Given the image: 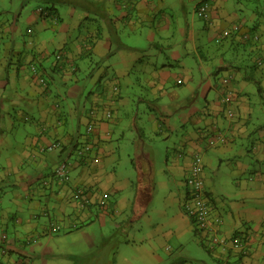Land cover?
Wrapping results in <instances>:
<instances>
[{"label":"crops","instance_id":"0c3cea01","mask_svg":"<svg viewBox=\"0 0 264 264\" xmlns=\"http://www.w3.org/2000/svg\"><path fill=\"white\" fill-rule=\"evenodd\" d=\"M42 1L56 7L59 14L57 21L49 19L55 30L52 35L48 36V31L44 28L43 31L28 29L27 40L21 48L14 43L18 41V35L24 37L16 24L19 20L15 18L13 27L0 20V264L52 262L49 251L55 250L53 247L59 244V238L52 237L51 232L57 231H51L49 225L42 224L34 210L47 214L50 219L55 218L53 220L60 225L61 230L78 229L92 223L95 217L103 222L104 212L115 214L120 211L117 201L108 204L109 201L104 197L108 192L100 196L98 192L101 189L94 185L95 178L88 169L92 167L94 175H99L103 170L98 164V152L103 147V140L109 135L108 121L98 115L88 137L79 128L82 124L87 126L89 121L85 109L81 108L84 88L79 73L86 67L88 70L93 68L91 63L97 62L94 59L96 55L114 53L113 43L109 41L107 44L103 38L110 27L107 20L114 23V34L119 40L118 50L124 48L132 53V57L123 59L124 66L120 70L107 65L105 71L103 67H99L92 74H97L98 80L92 89L94 93L90 91L91 95L88 93L85 96L84 108L87 102L93 104L95 101L103 108L109 103L113 109H119L116 100L120 103L125 101L122 85L127 87V84L123 81L127 79L134 85L133 70L136 64L143 61V65L138 66L137 74L144 79V92L154 94L152 100L161 101L157 105L164 111L177 107L173 110L181 113L180 109H186L181 115L174 112L171 118L168 117L170 115H165L168 114L166 112L160 113L162 119L153 121L155 124L168 120L172 144L166 150V163L170 165L173 178L179 177L178 175L183 177V183L180 181L183 184L179 199L181 213L174 215L179 235L192 224L182 209L186 191L184 181L194 154L200 152L204 166L210 167L214 173V177L206 181L205 186L214 213L223 218L221 232L227 236L248 237V243L244 247L246 254L230 249L215 251V255L220 254V264L224 260L229 264H264V124L255 123L257 114L251 98L258 93L264 100V0H216L212 22L205 23L204 40H201L203 37L196 38L195 28L189 21L187 27L175 24L182 37L177 38L176 31H172L170 16L163 11L164 0H109L106 4L102 0ZM197 1L196 10L201 0ZM61 6H67L62 18ZM40 7L43 6L39 5L33 11L31 21L44 18L40 15ZM234 25L241 26L243 32L251 30V33L259 34L260 42L256 46H246L236 35L225 37V30H232ZM121 26L129 33L147 35L148 47H136L121 41L118 34ZM76 29H79V39H74L70 45L66 44V38L75 33ZM96 33H101V37L90 46L89 36H95ZM103 41L106 50L101 49ZM168 48L170 57L166 54ZM182 51L187 55H194L195 68L186 59L183 60ZM87 52L91 53L85 57ZM60 56L63 58L62 62L57 60ZM142 56L148 60H142ZM259 59L263 60V65L253 69L250 61ZM171 60L180 69L176 74L170 70L175 65ZM55 62L63 69H57ZM33 63L38 65L36 75L31 70ZM74 65L77 72L72 73L70 70ZM228 75L232 79L226 85L223 78ZM40 77L47 78L48 82L40 83ZM116 82L120 86V92L117 98L113 97V102L112 97L109 98V91ZM56 90L59 92L52 100ZM230 91L231 103L227 105L223 102V97ZM200 95L204 102L197 106L195 101ZM139 100L146 101L149 98L142 94ZM72 101H76L78 105ZM41 105L44 109L36 112ZM31 107L32 113H29ZM227 107L232 108V116L225 112ZM137 117L138 112L133 116L135 125ZM17 120L25 125H18ZM114 122H118L116 114ZM27 124H30V128ZM159 126L163 127L161 124ZM34 128L37 136L28 135L21 141L15 139L17 136L6 134ZM171 128L176 134L171 132ZM204 130L225 133L226 142L213 148L208 147ZM245 137L251 139V145L247 148L251 158L247 163L228 155L233 151L236 141ZM87 138L96 146L90 159L85 162L76 157L73 159V146ZM12 147L15 150L17 147V151L9 152ZM62 157L71 160L74 170L73 177L70 176L66 182H60L54 176ZM216 160L217 172L214 171ZM226 168L231 172L227 178L229 176L228 180L236 188L235 192L229 193L230 197L219 194L216 182L220 171L227 172ZM206 177L204 171V179ZM70 181L73 184H69ZM78 187H82L84 195L90 198L85 207H81L80 200L73 197ZM109 195L111 197V193ZM220 196L223 198L219 201ZM8 198L17 205L14 210L16 214L6 205L5 200ZM26 206L29 208L27 213L24 212ZM22 208L24 209L20 214ZM148 242V246L143 245L146 263L160 261L157 252L160 245L156 241ZM216 258L210 256L214 261Z\"/></svg>","mask_w":264,"mask_h":264},{"label":"rangeland","instance_id":"374dc122","mask_svg":"<svg viewBox=\"0 0 264 264\" xmlns=\"http://www.w3.org/2000/svg\"><path fill=\"white\" fill-rule=\"evenodd\" d=\"M102 2L106 4L109 0H102ZM197 2V0H164L163 11L167 12L170 16L173 26L172 31H176L177 38L181 39L182 37L178 33L179 29L176 30L175 24L187 27V22L189 21L195 28L194 34L196 38L200 37L201 39L203 37L201 40H204L206 36L205 23L207 21L196 10ZM39 5L43 7L51 6L42 0H0V20H3L11 27L15 26V18L19 20L16 24L21 29L24 37L18 35V38H16L18 41L14 43L21 46V48L24 47V41L27 40L28 29L32 28L36 31H43L42 28H44L48 31V36L52 35L55 31L52 28L54 26L52 25L53 22L48 18H38L37 21H31L33 11ZM59 8L62 18L65 16L63 11L66 12L67 6H61ZM44 19L48 22L46 23ZM107 22L110 23V27L105 32L103 38L107 41V44L109 41L113 43L114 53L109 55L106 53L96 55L94 59L97 62L94 61L91 63L94 69L91 68L88 70L86 67L85 70L82 69L79 73L81 85L84 88V95L81 98V102L83 103H86L84 101L85 96L96 85L95 82L98 80L97 74L93 76L92 74L99 67H103V71H105L107 65L115 70H120L124 66L123 59L132 57V53L124 50V48L118 50L119 40L114 34V23L111 20H107ZM161 30L165 31V29ZM78 31L79 29H76L74 31L75 33L70 34L66 38V44L70 45L74 39L79 37L77 35ZM118 34L120 40L129 45L142 48L148 47L149 39L145 34L138 35L129 33L122 26L118 28ZM169 40L173 41L172 38ZM160 43L162 45L164 44L163 42ZM100 46H102L101 49H107L105 48L106 44L104 41ZM152 48L156 50L155 47ZM53 49L52 47L51 50ZM169 51L170 48L166 50V54L170 57ZM55 53L57 54V52ZM181 53H183V60L186 59L191 64L190 66L195 68L194 55H187L185 51ZM142 60L146 61L148 59L142 56ZM171 61L175 65L170 70L176 74L180 69L176 62ZM58 65V69H62L61 65ZM140 65H143V61L142 63L139 62V64H136V68L132 73L134 85L130 84L127 79L123 81V83L127 84V87L126 85H122V94L125 101L120 103L118 102L119 100H116V104L120 108L113 109L112 105L110 106V110H112L114 115L111 118L112 120H106L108 121L107 124H109V135L103 140V147H100L98 152L100 157L98 164L103 167V170L99 175H94L95 170L92 167H87L89 173L95 178L94 185L101 189L98 192L100 196L102 197L103 194H106L105 192H108L104 196L107 202L109 201L108 204L117 201L120 211L115 214L104 212L103 222H101V219L95 217L92 223L78 227L81 230L66 228L64 230L58 229L57 232L50 231L53 234L52 237L59 238V244H55L53 247L55 250L49 251L52 262L48 264H147L143 245L144 247L148 246L149 240L156 241L160 245V249L157 251L160 261L155 260L152 264H158L160 262V264H217L216 261L210 259V253L207 252L202 244L201 234L195 233V228L192 224H189L187 230L180 236V231L174 223V215L181 213L179 199L181 197L180 191L183 187L180 181H183V177L178 175L179 177L173 178L170 172V165L166 163V150L172 144L169 138L172 133L169 132L168 120H163V122L159 121V123L157 122L155 124L153 121L157 119L161 120L162 116L160 113L164 112L168 113L165 115H170L168 117L171 118L174 112H177L173 109L177 107H171L167 111H164L157 105V103H162L161 101L152 100L155 96L154 94H151L149 91L144 92L143 88L146 87L144 79L137 74L138 66ZM50 73L55 75L52 72ZM45 82H48L47 78ZM57 92L59 91H54V96L51 97L52 100L57 96ZM142 94L148 97L149 100L140 101L139 97ZM201 95L195 101V105L197 106L202 105L204 102ZM251 98L254 102L255 113L257 114L255 123L264 124V100L261 99L258 93ZM112 101L114 102V99ZM72 102L78 105L76 101ZM83 103L81 108L85 109L84 111L87 113L91 109V105L87 102L84 108ZM32 109L31 107L28 112L32 113ZM42 109H44L43 105L36 112L39 113ZM180 111L181 113H185L186 109H180ZM136 112H138L136 119L137 127L133 121V116ZM181 113L178 114L181 115ZM115 114L118 117V122H114ZM167 116L165 117L166 119L168 118ZM19 123H21L20 120H17L18 125ZM23 124L24 122L21 123V125ZM160 124L163 127L159 126ZM27 125L30 128V124ZM79 128H81V132H86L87 130L85 124L80 125ZM171 132L175 133L173 128H171ZM6 134L17 136L15 139L21 141L24 138L26 139L28 135L29 137L37 136L38 133L34 128L30 131L19 133L13 131L12 133L6 132ZM250 145V138L238 139L233 145V151L228 154L229 157H236V160L247 163L249 158H251L247 150ZM14 150V147L9 148V152ZM16 151L17 147L14 152ZM75 157L76 155L73 154L72 158L75 159ZM65 160H68V158L65 159L62 157L60 159L61 162ZM227 162L228 160L225 161L226 164ZM217 166L218 161L216 160V167L214 168L216 172L218 170ZM150 170L151 173H148ZM228 170L227 172L220 171L221 174L216 177V182L219 194H226L230 197L231 195L229 193L235 192L236 188L228 180L229 176L227 178V175L231 173ZM73 171V168L70 167L71 177H73ZM204 171L207 176L204 182L214 177V173L210 167H205ZM69 184H73V182L70 181ZM171 192L175 193L171 194ZM172 198L175 199L172 200ZM222 198L220 196L218 200L220 201ZM228 199L227 204L229 203ZM13 202L9 198L5 200L6 205L13 210L11 212L16 214L14 210L17 205ZM23 209L20 210V214L23 212ZM28 211V207L24 209L25 213ZM34 214H36L42 224L50 226L52 222H55L53 220L55 218L50 219L47 217V214L40 213L39 210H34ZM225 261L222 264H229Z\"/></svg>","mask_w":264,"mask_h":264},{"label":"built area","instance_id":"2783aa9c","mask_svg":"<svg viewBox=\"0 0 264 264\" xmlns=\"http://www.w3.org/2000/svg\"><path fill=\"white\" fill-rule=\"evenodd\" d=\"M215 1L216 0H201L197 7L199 15H201L208 23L212 22V12ZM234 29L239 30V26L234 25ZM228 34L229 30H225L224 36ZM244 37L246 38L247 34H245ZM254 37L255 39H258L260 35L255 34ZM32 71L34 75L37 73L34 65L32 66ZM39 80L40 83L45 82L42 77H40ZM118 92L119 85L114 83L110 90V96ZM231 96V91L225 94L223 102L229 105L231 103ZM225 111L229 116L233 115L231 107H227ZM87 115L89 118L86 126L87 137L94 129L95 119L98 115L102 119L105 117L104 119L106 120L113 117V113L108 107V104L103 108L99 103L91 106ZM208 143L212 145L214 141L210 140ZM95 148V144L92 141H89V138L83 142H78L75 148L76 158L82 161H88ZM71 165L72 162L70 159L61 162L55 170V177L61 182L69 180ZM184 182L187 187L188 195L183 199L182 209L191 219L194 228L198 230L199 234H201V239L206 243L207 247L214 252L220 249H233L235 251H240L242 254H246V249H244V247H246V244L248 243L247 236H227L221 232L220 226L223 224V218L214 213L213 206L210 202L211 200L205 193L204 161L200 152L194 154L189 173ZM73 197L76 200H80L81 207H85L86 204L90 202V198L84 195V189L82 187L76 189ZM102 203H104V201H102ZM50 227L51 231H57L60 228V225L56 222H52Z\"/></svg>","mask_w":264,"mask_h":264},{"label":"trees","instance_id":"16d2710c","mask_svg":"<svg viewBox=\"0 0 264 264\" xmlns=\"http://www.w3.org/2000/svg\"><path fill=\"white\" fill-rule=\"evenodd\" d=\"M39 12H40V15L42 16V17H44L45 19H51V20H58V18H59V14H58V11L56 10V7H53V6H50V7H40L39 8ZM251 30H248V31H246V30H244V32H243V29H242V27L240 26L239 27V30H235L234 29V27H233V29L231 30V32L229 31V34L228 35H225V37H231V36H233V35H236L240 40H241V42L243 43V45H255V44H257V43H259L260 42V39H261V36L258 38V39H255V37H254V33H251L250 32ZM99 32V31H98ZM245 34H247V37L245 38L244 37V35ZM100 37H101V33H96V35L95 36H89V45L90 46H93L94 44H95V42L97 41V39H100ZM245 46V47H246ZM256 46V45H255ZM244 47V46H243ZM249 47V46H248ZM90 53L91 52H87L86 54H84L85 55V57H88V55H90ZM80 56H82L81 54H80ZM82 59V58H81ZM58 61H63V58H62V56H60L59 57V59H57ZM251 62V64H252V68L253 69H255V67H257V66H259V65H263V60L262 59H259V60H251L250 61ZM35 66V69H36V71H37V73H38V65L36 64V63H33V64H31V70H32V66ZM55 66H56V68L58 69V63L57 62H55V64H54ZM58 65V66H57ZM76 65H77V63H76ZM78 66V65H77ZM62 67V66H61ZM63 69V68H62ZM77 67L74 65L73 66V68H71V70L70 71H72V73H75V72H77ZM33 72V71H32ZM36 73V74H37ZM35 74V75H36ZM38 76V75H37ZM39 77V76H38ZM232 79V76H230V75H228V76H225L224 78H223V82L226 84V85H228L229 84V82H230V80ZM91 91H93V93H94V90H91ZM90 93V92H89ZM92 93V92H91ZM91 93H90V95H91ZM228 93V92H227ZM95 104V102L92 104H90V105H94ZM226 112V111H225ZM204 132H205V135H204V139H206V145L208 146V147H210V148H213V147H215V146H218V145H220V144H222V143H224V142H226V138H225V133H221V131H214V130H204ZM225 132V131H224ZM218 135H220V136H218ZM210 140H213L214 141V143L211 145V144H209L208 143V141H210ZM78 143H76L75 144V146H73V149H72V153L73 154H76V151H75V148H76V145H77ZM74 151V152H73ZM83 162H85L84 160H83ZM205 167V166H204ZM186 186V185H185ZM76 191V190H75ZM75 193V192H74ZM205 193L207 194L208 192H207V189H206V186H205ZM188 195V192H187V187H186V191H185V196L184 197H186ZM207 196H208V194H207ZM209 197V196H208ZM195 231V233H197V234H199V232H198V230L197 229H195L194 230ZM202 240V239H201ZM202 244H203V246L205 247V249L207 250V252L208 253H210V256H215V257H217L215 260L217 261V263L218 264H220L221 263V261H219V255L220 254H217V255H215L216 253L214 252V251H211L208 247H207V245H206V243L204 242V241H202ZM231 251H235V250H233V249H230ZM235 256V255H234ZM231 262V261H230Z\"/></svg>","mask_w":264,"mask_h":264},{"label":"clouds","instance_id":"9594fccd","mask_svg":"<svg viewBox=\"0 0 264 264\" xmlns=\"http://www.w3.org/2000/svg\"><path fill=\"white\" fill-rule=\"evenodd\" d=\"M213 13V12H212ZM208 23V22H207ZM211 24V23H210ZM224 32V31H223ZM45 80V79H44ZM114 84V83H113ZM116 84H118L117 82H116ZM119 85V84H118ZM111 88H112V86H111ZM119 92H120V86H119ZM119 92L118 93H116V94H114V95H112L113 97H115V98H117V95L119 94ZM109 93H110V91H109ZM112 96H109V98L111 99V97ZM113 97H112V99H113ZM111 99V100H112ZM95 102V101H94ZM111 103V102H110ZM96 104V103H95ZM94 104V105H95ZM91 106H93V105H91ZM110 106L111 105H109V103H108V107L110 108ZM112 111V110H111ZM113 113V112H112ZM87 114H88V112H87ZM114 115V114H113ZM88 116V115H87ZM71 161V160H70ZM61 163V162H60ZM71 167H72V165H71ZM57 168V167H56ZM56 170V169H55ZM54 173H55V171H54ZM55 176V175H54ZM70 176H71V173H70ZM58 180V179H57ZM59 181V180H58ZM61 182V181H60ZM64 182H66V181H64Z\"/></svg>","mask_w":264,"mask_h":264}]
</instances>
